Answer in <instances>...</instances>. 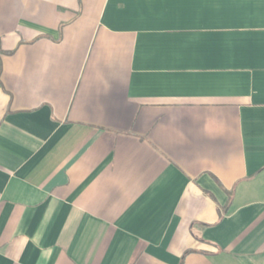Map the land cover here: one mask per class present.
I'll return each instance as SVG.
<instances>
[{"label": "crops", "instance_id": "0c3cea01", "mask_svg": "<svg viewBox=\"0 0 264 264\" xmlns=\"http://www.w3.org/2000/svg\"><path fill=\"white\" fill-rule=\"evenodd\" d=\"M0 264H264V0H0Z\"/></svg>", "mask_w": 264, "mask_h": 264}]
</instances>
